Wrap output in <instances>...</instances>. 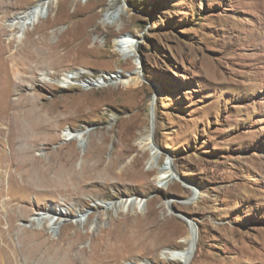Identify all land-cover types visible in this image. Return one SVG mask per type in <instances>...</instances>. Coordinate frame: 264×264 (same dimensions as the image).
I'll return each mask as SVG.
<instances>
[{"label": "rangeland", "instance_id": "374dc122", "mask_svg": "<svg viewBox=\"0 0 264 264\" xmlns=\"http://www.w3.org/2000/svg\"><path fill=\"white\" fill-rule=\"evenodd\" d=\"M46 2L25 32L10 26ZM0 34L5 56L43 59L20 90L8 73L0 101L30 95L57 128L52 140L33 119L20 134L0 130L1 228L12 210L14 224L66 249V264H182L167 253L190 233L189 264H264V0H0ZM65 76L74 80L62 87ZM11 112L0 109L1 129ZM66 128L83 141L63 142ZM128 136L137 151L122 155ZM29 148L33 169L64 182L28 191L17 165ZM0 246V264H13Z\"/></svg>", "mask_w": 264, "mask_h": 264}, {"label": "bare ground", "instance_id": "6f19581e", "mask_svg": "<svg viewBox=\"0 0 264 264\" xmlns=\"http://www.w3.org/2000/svg\"><path fill=\"white\" fill-rule=\"evenodd\" d=\"M49 8H50V3H48V2H46V3L42 4V5H38V6L34 7V8H31L30 10L25 11V12L21 13L20 15L16 16L11 21V25L10 26H14L16 29L18 28L21 31L25 32L27 27L29 25L35 24L36 21L40 20V18L43 16V13L46 12V10H49ZM116 16H119V11H117L115 13V17ZM21 38H22L21 36H16L15 39L20 41ZM40 41L43 42L42 39H40ZM123 41H124V44L129 43L128 47L130 46L131 41L129 42V40H127V38H124ZM11 44H12L11 43V39H8L7 45L9 46ZM4 50L7 51L8 49H6V47H5V45H4L3 41H2V36L0 34V57L2 56L1 58H3V60L5 62V66H3V67L0 66V83H1V80L4 77H6V75L8 76V73H12V74L14 73L16 78L19 80V82H15L12 85V89L14 91L20 90V88L23 87V85L26 84L28 81L31 84H34L35 81H36L37 75H36V72H35V67L32 66V64L37 63V62L39 63L40 60H43L42 57H40V54L38 53V56H37L35 52H32L34 50H31V51L29 50L28 51V50L25 49L24 52H22V51L20 52V55H19V53L12 52L10 55L5 56ZM123 50L127 51L125 49H123ZM132 53L133 52H129V51L126 52L128 57L129 56H133ZM10 57H12V58L10 59ZM11 62H12V65H10ZM28 70H31V71L28 73ZM28 74H30L31 76L30 77L26 76ZM8 79H9V77H8ZM73 80H74V76H72V77L71 76H65L59 83L61 84L62 87H66L69 83L71 84V82ZM135 80H136V78H135ZM97 84L98 83L94 82L93 85H97ZM3 107H6L7 111L9 110V111H12V112H11V114L9 113L10 115H8L9 116L8 119H4L5 121L6 120L7 121L6 122H2V124H1L3 127L6 126L5 128H2V129L0 128L2 133L9 134V133H11L12 129H14L13 131H18L19 134H20L22 132L23 127H24L23 123L26 121V119H29V120L33 119L34 122H35V124L33 125V128H32L33 132L35 131V132L39 133L40 136L42 135V139H44V140L45 139H50V140L54 139V135L53 134H55L56 129H57L56 126H55L56 122L52 121V120L50 121L48 119H44L43 115H41V113L36 108V101H34V98L31 97L30 95L21 94L20 98L18 100L14 101V102H11V101H7V102L0 101V109L2 110ZM69 129L66 128V130H63L61 132V138H62L63 142L67 143V142H72L74 140L83 141L82 139L84 137V133L85 132L79 133V132H75V131H72V130H69ZM56 134H55V137H56ZM128 138H129V136H128ZM148 138H149V135H147L146 138H144L142 140V142H141L142 145H143L142 148L149 146L148 145L149 144V139ZM131 142H132V136L129 138V141L127 143L129 145L126 148L124 147L125 149L122 148V151H121L122 155H124V153L128 154V153H132L134 151H137V148L134 147L132 144H130ZM36 146H38V145H36ZM13 152H15V151H13ZM19 157H21V159H20L21 162L19 164L20 166L19 165H17V166L21 170L23 169L22 171L25 173L24 176L26 177V181L28 183L27 186H26L27 190H28V187L30 185L31 186H36V187H44V186H47L49 184L50 185L58 184L59 182L63 181V176L66 175L65 173L61 174V172H58V173L54 172L55 178H53V177L50 176L49 173L47 174L48 170L44 169L43 167H42V169L40 168V170L39 169H36V170L33 169L35 167L34 165L36 164L35 162L38 161V160L34 159L35 157L33 156V149L32 148L23 150ZM70 158H71V156H70ZM12 164H13V162H12ZM140 165L141 164H140L139 160H136L134 162L135 168H139ZM13 167H15V166H13ZM98 170H99V172H100V170L102 171V169H98ZM50 171H51V169H49V172ZM87 173H89V172H87ZM94 174L95 175H93V178L96 176V172ZM90 175H89V177H90ZM25 177H23V178H25ZM69 177H71V176H69ZM94 183H96V182H94ZM186 186H188V188H190V186L188 184H186ZM32 188H34V187H32ZM23 190H25V189L23 188ZM28 191H30V190H28ZM193 191H192L193 195L196 198V196L199 195L200 191L199 190H193ZM31 192H33V191H31ZM28 203H29V201H28ZM126 206L127 205H124V206L119 205V209L126 208ZM22 211L24 212L25 216L26 215L29 216L30 213H31V211L26 209V208L22 209ZM36 214L37 213H34L33 215L35 216ZM60 214H61L60 216H62V213H60ZM3 215H5V214L3 213ZM33 215H31L30 217H34ZM8 216H9V219H8L9 220V224H7L6 228H1V226H0V238H1V241H3V243L6 245V247H8L9 249L13 250L12 255H11L12 257H10L11 262L13 264H15V263L16 264H66V260H64L63 256H62V252L65 251L66 249L64 250L62 247L59 246L58 243H54V242L53 243H48V242L42 241L41 238H40V236H41L40 234H38L36 232L29 231L27 229H22L19 226H17L16 224H14L15 221H13V219L17 217V214H15L12 210H8ZM3 217L5 218V216H3ZM43 217L44 218H42V216L39 215V219L42 218V220H46V219L48 220V217H46L44 215H43ZM50 225L53 228V226H54L53 220L50 222ZM190 225H189V227L191 228L190 231H193L192 230V226H190ZM51 227H50V229H51ZM16 233H17L18 237H24L23 241L21 243V248L20 249H18V247L16 245H14L11 242L10 238H9V237L15 235ZM13 237L15 238L16 236H13ZM14 246L16 247V249L14 248ZM195 246H196V235H194L193 233H190L189 234V242H188V245L186 246V248L184 250H181V251H177L176 250V251L168 252L167 256L170 258V260H178L182 264H189L190 261L192 260L193 256H194ZM150 247H152V246H150ZM109 255L107 256V254H102V255L98 254L97 258L99 260H101V261L108 260L111 263L112 256L109 257ZM72 262H73V260H72ZM77 262H78V260H77ZM74 263H75V261H74Z\"/></svg>", "mask_w": 264, "mask_h": 264}, {"label": "water", "instance_id": "95a60500", "mask_svg": "<svg viewBox=\"0 0 264 264\" xmlns=\"http://www.w3.org/2000/svg\"><path fill=\"white\" fill-rule=\"evenodd\" d=\"M195 228V227H194ZM195 234H196V230H195Z\"/></svg>", "mask_w": 264, "mask_h": 264}, {"label": "built area", "instance_id": "2783aa9c", "mask_svg": "<svg viewBox=\"0 0 264 264\" xmlns=\"http://www.w3.org/2000/svg\"><path fill=\"white\" fill-rule=\"evenodd\" d=\"M102 80H100V82H101Z\"/></svg>", "mask_w": 264, "mask_h": 264}]
</instances>
